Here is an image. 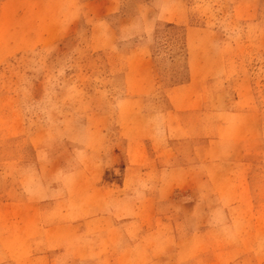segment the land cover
Returning <instances> with one entry per match:
<instances>
[{
	"label": "rangeland",
	"instance_id": "obj_1",
	"mask_svg": "<svg viewBox=\"0 0 264 264\" xmlns=\"http://www.w3.org/2000/svg\"><path fill=\"white\" fill-rule=\"evenodd\" d=\"M87 1L0 0V204L27 199L37 156L54 157L59 218L107 213L121 237L110 257L32 261L6 237L7 207L0 264H264V0H110L111 13ZM195 133L244 148L241 194L202 175L198 192L161 190L154 157L180 140L172 176L188 184Z\"/></svg>",
	"mask_w": 264,
	"mask_h": 264
},
{
	"label": "crops",
	"instance_id": "obj_2",
	"mask_svg": "<svg viewBox=\"0 0 264 264\" xmlns=\"http://www.w3.org/2000/svg\"><path fill=\"white\" fill-rule=\"evenodd\" d=\"M87 2L93 8H98L99 5L100 10L104 11V13L114 11L108 8L110 0H92ZM105 7L106 9H104ZM174 96L177 97V95H173V98ZM223 124L225 127L230 126L227 122H223ZM230 137L236 136L231 135ZM241 137L242 139H249L253 137V134ZM182 141H185L184 143L195 142L194 151L190 154L192 156L190 163L183 167L184 173L192 177V179L186 181L189 182L188 184L182 185L178 184L177 180L172 176L176 175L173 167L174 161L177 163L178 158L182 156L180 153L182 142L178 139L168 141V144H166L168 149L165 150L168 152V156L154 157L158 168L153 170V174L155 177L162 178L158 182V185L162 187L161 190L169 191V193H173L176 189L198 192L200 188L193 184L191 180L196 175H202L211 180L213 186H210L214 187L216 191L241 194L242 190L245 189V180L247 181L249 176V170L246 168L249 163L244 148H240V154L234 156L232 151H230L232 149V145H230L232 140L222 139V136L205 138L204 133L192 134L190 138L185 137ZM213 143L220 145L216 151H223L224 155L215 159V168L211 167L207 171L197 170L200 162L203 161L202 156L209 153L213 148ZM154 145L160 147L157 141L154 142ZM198 156L202 161H200ZM46 159L51 160L54 165L57 162L54 157L49 159V156H37L36 170L40 179L34 178L31 168H26L20 172L25 175V178L34 176L23 181L24 186L28 189L27 199L23 202L12 201L0 204V215L4 213L3 209L7 207L13 210L9 214L11 216L6 219L8 222L6 237L22 243L25 246V252L20 255L26 257L27 255L34 256L31 259L32 261H34V258H40L48 260L49 263V261L54 262L57 256L62 259L69 257L76 260L98 256L110 257L112 252L109 253V251L112 250L113 243L121 237L113 232V227L117 228V225H115L116 220L105 212L106 214L103 217H90L84 222L75 218L68 223L65 222V219L62 221L59 218L61 213L59 206L62 208L63 202L57 197V194L52 196V193L58 192L60 185L56 183L52 187L48 186L49 181L45 178L48 175V172H46L48 170L44 168L43 163ZM203 165H206V163H203ZM48 199H52V201L48 203ZM159 199H162V197ZM54 207L57 208V212L52 214ZM18 210L22 211L18 212ZM17 214L21 215V217L19 218ZM132 222L134 221L128 222V224H132ZM141 224H144V222L141 221ZM15 256L19 255L10 251L6 257L14 258ZM122 256H124V253L120 255V257Z\"/></svg>",
	"mask_w": 264,
	"mask_h": 264
},
{
	"label": "trees",
	"instance_id": "obj_3",
	"mask_svg": "<svg viewBox=\"0 0 264 264\" xmlns=\"http://www.w3.org/2000/svg\"><path fill=\"white\" fill-rule=\"evenodd\" d=\"M177 26H175V28H176ZM184 40V39H183ZM184 44H185V42H184Z\"/></svg>",
	"mask_w": 264,
	"mask_h": 264
}]
</instances>
